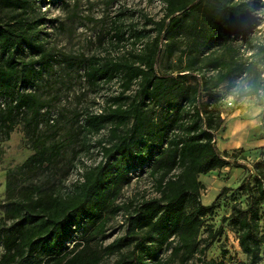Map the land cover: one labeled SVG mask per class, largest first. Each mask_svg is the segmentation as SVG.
I'll use <instances>...</instances> for the list:
<instances>
[{"label": "trees", "instance_id": "16d2710c", "mask_svg": "<svg viewBox=\"0 0 264 264\" xmlns=\"http://www.w3.org/2000/svg\"><path fill=\"white\" fill-rule=\"evenodd\" d=\"M34 1L0 0V128L9 136L22 115L34 149L7 171L0 264H102L109 255L117 256L113 264H189L193 259L194 264H224L205 257L223 228L200 238L205 218L216 208V202L201 200L200 175L232 163L217 143L224 118L215 89L235 72L254 69L255 62L243 60L234 43L238 33L245 38L249 31L245 2L164 0V15L153 20L155 33L143 46L116 59L88 58V80L120 73L124 91L100 111L83 116L85 134L108 128L99 139L103 157L63 192L53 179L67 142L41 130L46 101L20 86L33 83L48 62L47 51L34 37L36 21L29 14ZM114 28L117 43L151 32L119 24ZM24 44L42 52V67L19 57ZM165 52L176 56L177 67L158 68ZM134 84L135 91L126 94ZM132 172L147 173L158 194L136 204H116ZM238 190L246 195L245 206L235 200L224 219L238 233L247 264H264V159L255 160ZM119 212L127 223L125 234L97 246L94 241L109 217Z\"/></svg>", "mask_w": 264, "mask_h": 264}, {"label": "rangeland", "instance_id": "374dc122", "mask_svg": "<svg viewBox=\"0 0 264 264\" xmlns=\"http://www.w3.org/2000/svg\"><path fill=\"white\" fill-rule=\"evenodd\" d=\"M232 1L245 2L249 16L246 37L238 33L234 43L243 60L255 64L253 70L247 73L237 71L215 89L220 96L217 106L224 118V127L217 133V143L221 150L227 151L232 163L200 175L204 185L202 202L207 205L216 202L214 212L205 218L200 238L207 237L209 230L222 227V235L210 246L205 257L224 264H247V256L237 241L238 233L224 218L229 216L235 200L245 206L246 195L238 188L255 160L264 159V51L261 50L264 0ZM164 7V0H36L30 6V19L36 21L34 37L47 51L48 62L33 83L20 86L36 91L46 101L43 110L48 113L41 122V130L53 140L67 142L58 163V174L53 179L63 192L82 179L87 167L96 165L103 157L99 139L108 134V128L100 133L85 134L80 126L83 116L88 111H100L110 97L124 91L120 73L110 79L88 80L84 73L88 58L96 55L116 59L127 51L139 49L155 33L151 30L153 20L164 15ZM115 24L127 30L136 27L151 32L140 39L132 36L117 43L113 36ZM166 43L164 39L163 49ZM28 47L24 44L18 49L19 57L25 62H34L36 68L42 67V52ZM177 65L176 56H169L166 52L158 61V68L163 70ZM257 83L258 90H255ZM245 86L250 91H244ZM135 88L134 84L125 93H133ZM252 91L255 92L250 94ZM230 96L234 99H229ZM1 100L6 101L4 95ZM33 151L22 115L18 116L9 136L4 128H0V217L3 215L1 204L6 198L7 171L21 165ZM46 177L43 175L41 181L44 182ZM223 188L227 191L218 199ZM157 194L155 182L147 173L132 172V180L123 187L116 204L131 201L136 204ZM126 224L123 212L110 216L104 233L97 236L95 244L104 247L125 234ZM1 253L2 249L0 256ZM262 257L264 263V244ZM116 259V255L105 256L102 264H113ZM195 262L197 260L193 259L189 264Z\"/></svg>", "mask_w": 264, "mask_h": 264}, {"label": "clouds", "instance_id": "9594fccd", "mask_svg": "<svg viewBox=\"0 0 264 264\" xmlns=\"http://www.w3.org/2000/svg\"><path fill=\"white\" fill-rule=\"evenodd\" d=\"M239 89H240V85L238 84V85H237V90H239ZM244 91H250V89L247 88V86H245ZM229 99H234V97H231V96H230Z\"/></svg>", "mask_w": 264, "mask_h": 264}]
</instances>
